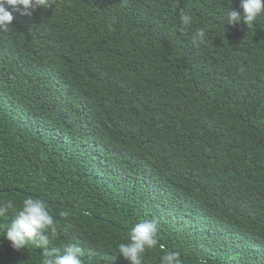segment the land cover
Listing matches in <instances>:
<instances>
[{"label":"trees","instance_id":"1","mask_svg":"<svg viewBox=\"0 0 264 264\" xmlns=\"http://www.w3.org/2000/svg\"><path fill=\"white\" fill-rule=\"evenodd\" d=\"M240 0H55L0 32V264H41L4 235L27 198L47 202L84 264L119 255L155 220L182 264H264V15ZM194 17L191 27L180 13ZM203 28L202 42H194Z\"/></svg>","mask_w":264,"mask_h":264},{"label":"clouds","instance_id":"2","mask_svg":"<svg viewBox=\"0 0 264 264\" xmlns=\"http://www.w3.org/2000/svg\"><path fill=\"white\" fill-rule=\"evenodd\" d=\"M55 0H0V32H11L13 27V11L21 15H32L38 9L48 10ZM241 11L230 8L226 12L227 24L235 25L243 21L251 28L258 17L264 15V0H240ZM180 22L185 28L192 26L194 17L189 12L180 13ZM205 36L203 28L194 36V42H202ZM13 208L11 202L0 201V217ZM158 225L155 220L143 219L132 227L129 242L119 244V255H123L132 264H143V257L148 249L159 245L157 239ZM58 235L57 223L50 213L47 202L43 199L27 198L22 201V207L15 212V219L7 226L4 235L11 246L21 250L29 244L43 248L41 264H84L81 259L83 252L75 243H66L61 249L49 250L51 238ZM161 264H182L180 254L175 251H165L161 256Z\"/></svg>","mask_w":264,"mask_h":264}]
</instances>
